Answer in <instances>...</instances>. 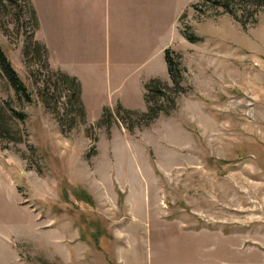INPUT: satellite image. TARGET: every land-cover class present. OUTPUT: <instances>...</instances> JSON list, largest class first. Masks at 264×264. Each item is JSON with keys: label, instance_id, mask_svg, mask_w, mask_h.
Wrapping results in <instances>:
<instances>
[{"label": "rangeland", "instance_id": "374dc122", "mask_svg": "<svg viewBox=\"0 0 264 264\" xmlns=\"http://www.w3.org/2000/svg\"><path fill=\"white\" fill-rule=\"evenodd\" d=\"M219 1L0 0V264H264V0Z\"/></svg>", "mask_w": 264, "mask_h": 264}, {"label": "trees", "instance_id": "16d2710c", "mask_svg": "<svg viewBox=\"0 0 264 264\" xmlns=\"http://www.w3.org/2000/svg\"><path fill=\"white\" fill-rule=\"evenodd\" d=\"M30 0H25V3H29ZM215 5H220L224 8H228L229 6L227 4L221 3L219 0H214ZM32 5V4H31ZM23 10H25V7H22ZM32 10V21L34 29L36 30L38 27V19L35 10L33 7L30 8ZM184 37L189 40L190 42H196L199 41L200 38L196 37L192 33H189L186 29L183 30ZM35 52L38 58L42 56H47V50L44 47L43 44L40 42L34 43ZM176 56V57H175ZM171 50L169 47L165 49L164 51V58L167 66V71L169 74V77L171 78L174 87L178 88L180 86L181 81V67L180 62H178L179 54L175 53ZM0 68L4 74V76L7 78L11 86L14 88L15 92L22 98H25L27 101H31L30 92L28 87L25 85L24 81L18 76L17 72L13 69L11 62L7 58L5 52L3 51L1 45H0ZM60 75V80L57 79L55 84L58 82L60 84H63L67 86V100L68 103H70L76 110L79 112L78 114L83 117L84 113V106L82 104L81 100V83L80 81L75 77L71 76L68 73H64L61 71H55L52 73V75ZM180 76V77H179ZM57 85V84H56ZM145 93H144V100L146 103L149 104L150 101L155 102L158 104V106L148 105V109L144 113H138L137 116H140V118L145 119L146 122L152 121L157 116V109L162 110L164 108L163 102L168 101V103L175 104V99L170 97V92L172 91L168 87H166L165 84L162 83V81L159 78H152L148 83L145 84ZM45 94V93H43ZM163 100V101H162ZM162 101V103H161ZM47 104H49L48 101H46ZM161 105H160V103ZM127 114H131L129 111H125ZM4 117L3 113L0 112V125L2 128H4Z\"/></svg>", "mask_w": 264, "mask_h": 264}, {"label": "crops", "instance_id": "0c3cea01", "mask_svg": "<svg viewBox=\"0 0 264 264\" xmlns=\"http://www.w3.org/2000/svg\"><path fill=\"white\" fill-rule=\"evenodd\" d=\"M106 0H95V3H97L96 4V6L99 8L101 5H102V3H104ZM66 29H65V34H66ZM65 37V36H64ZM165 47H167V46H165ZM164 47V48H165ZM71 74V73H70ZM72 76H75V75H73V74H71ZM77 78V77H76Z\"/></svg>", "mask_w": 264, "mask_h": 264}]
</instances>
